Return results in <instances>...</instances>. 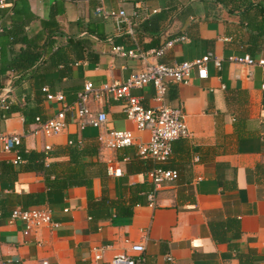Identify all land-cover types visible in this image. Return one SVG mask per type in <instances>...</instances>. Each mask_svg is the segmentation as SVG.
Masks as SVG:
<instances>
[{"label":"crops","instance_id":"1","mask_svg":"<svg viewBox=\"0 0 264 264\" xmlns=\"http://www.w3.org/2000/svg\"><path fill=\"white\" fill-rule=\"evenodd\" d=\"M98 6L124 11L129 24L96 14ZM26 46L39 58L15 75L8 66ZM115 47L163 48L148 61L169 66L207 53L221 60L218 70L207 63L205 79L193 72L186 84H167L164 103L182 107L189 136L171 143L163 164L137 157L148 133L137 131L125 119L124 101L109 95L88 101L91 112L105 113L102 128L78 129L66 115L63 132L34 133L35 118L73 104L84 82L122 84L142 67L138 58L115 55ZM243 55L264 59V0H0V92L11 88L0 133L21 136L19 164L0 151V264H108L117 255L167 264V254L176 264H264V73L226 61ZM42 88L62 94L63 103L47 101ZM129 94L145 108L156 106L151 85ZM109 130L130 131L134 145L104 148L97 138ZM73 145L95 151L85 159L88 191L47 185L62 174L59 163ZM30 153L37 157L28 160ZM107 161L120 177L106 174ZM153 167L178 176L149 206L146 173ZM33 207L48 208L57 227L23 237L8 216ZM135 243L143 245L140 255L129 250ZM92 248H102L101 260H92Z\"/></svg>","mask_w":264,"mask_h":264},{"label":"built area","instance_id":"2","mask_svg":"<svg viewBox=\"0 0 264 264\" xmlns=\"http://www.w3.org/2000/svg\"><path fill=\"white\" fill-rule=\"evenodd\" d=\"M95 12L105 19L122 20L129 24L124 11H106L101 6H98ZM127 31L131 36L132 30L128 27ZM170 45L171 42L166 43L164 47H169ZM112 52L120 57L138 58L142 63V67L131 72L127 80L122 84H102L94 88L90 82H84L82 90L77 94V99L73 104L63 105L59 112L44 121L35 118L36 129L34 133H41L44 137H52L63 132L66 127V115L78 125V129H82L85 126L96 129L102 128L106 122L105 113L91 112L88 108V101L90 99L97 101L103 95H109L114 100L124 101L123 113L125 119L132 123L137 131L148 133L146 143L136 145L137 157L142 160L149 159L155 164H163L171 154V143L189 136L182 107L170 108L164 103L167 84H186L190 81L193 72H195L197 79H205L207 76V63L211 62L218 70L221 60L212 53H207L200 58L169 66L148 61L151 55H162L163 48L157 51L140 52L137 49L125 50L122 47H115ZM226 61L229 64L246 68L255 67L264 73V59L262 58L254 59L249 55L229 56ZM147 85H151L154 89L153 100L156 103L155 107L145 108L139 103L137 98L129 94L130 90L140 89ZM41 92L47 101L57 103H63L64 101L63 95L60 93L50 94L46 88H42ZM10 93L11 88L9 85L0 92V108L2 110H7L9 106ZM97 141L108 150H118L134 145V137L128 130L103 131L98 136ZM20 143L21 136L0 133V151L13 155L11 160L13 165L21 162L19 156ZM49 149V146H44L45 152L49 151ZM106 174L110 177H120L121 169L112 162L107 161ZM146 175L152 185V190L147 194L149 206L153 205L155 191L162 184L173 182L178 176L175 170L161 167L151 168ZM8 222L21 224L23 237L33 235L40 228L57 227V224L51 222V211L46 207L14 208L8 216ZM129 250L140 255L143 252V245L142 243L131 244ZM91 252L93 261L101 260L102 248H92ZM164 259L167 264H176L169 254ZM140 261V258L134 259L128 255H117L108 264H139ZM35 264H48V262L45 259H40Z\"/></svg>","mask_w":264,"mask_h":264},{"label":"trees","instance_id":"3","mask_svg":"<svg viewBox=\"0 0 264 264\" xmlns=\"http://www.w3.org/2000/svg\"><path fill=\"white\" fill-rule=\"evenodd\" d=\"M29 48L31 47L26 46L24 51H20L8 66L15 75H21L23 73L22 71L31 68L38 60L40 53H32ZM8 109L9 106L7 110ZM94 153L95 151L91 148L79 147L76 145L67 147L65 150L67 161L59 163V166L63 167L62 174L59 177L55 176L52 182L47 183V185L57 189L85 187L88 191L91 188V181L86 175V167L90 164L85 159L93 156ZM19 156L21 159L20 150ZM34 156L37 157V155L30 153L26 157L28 160H32Z\"/></svg>","mask_w":264,"mask_h":264}]
</instances>
